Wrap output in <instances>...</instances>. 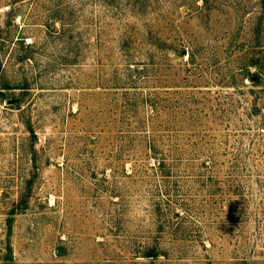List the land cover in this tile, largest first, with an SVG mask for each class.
I'll return each mask as SVG.
<instances>
[{"label":"rangeland","instance_id":"374dc122","mask_svg":"<svg viewBox=\"0 0 264 264\" xmlns=\"http://www.w3.org/2000/svg\"><path fill=\"white\" fill-rule=\"evenodd\" d=\"M0 264H264V0H0Z\"/></svg>","mask_w":264,"mask_h":264}]
</instances>
